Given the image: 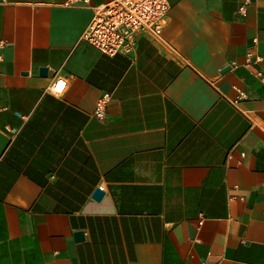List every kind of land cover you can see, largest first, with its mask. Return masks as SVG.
I'll list each match as a JSON object with an SVG mask.
<instances>
[{
  "label": "crops",
  "instance_id": "1",
  "mask_svg": "<svg viewBox=\"0 0 264 264\" xmlns=\"http://www.w3.org/2000/svg\"><path fill=\"white\" fill-rule=\"evenodd\" d=\"M68 1L0 0V264H264V0H169L114 56Z\"/></svg>",
  "mask_w": 264,
  "mask_h": 264
},
{
  "label": "built area",
  "instance_id": "2",
  "mask_svg": "<svg viewBox=\"0 0 264 264\" xmlns=\"http://www.w3.org/2000/svg\"><path fill=\"white\" fill-rule=\"evenodd\" d=\"M80 0H69L75 4ZM89 3V0H82ZM252 0H242L241 13L246 12ZM171 4L169 0H109L94 6L91 22L84 30L82 39L96 47L103 54L114 56L118 53H132L138 38L145 34L157 38L162 34L168 22ZM257 78L264 84V71L256 72ZM64 87L58 90V85ZM66 81L63 77L54 78L50 87L53 92H63ZM112 101V93L102 94L96 103L95 116L103 119L106 108Z\"/></svg>",
  "mask_w": 264,
  "mask_h": 264
},
{
  "label": "water",
  "instance_id": "3",
  "mask_svg": "<svg viewBox=\"0 0 264 264\" xmlns=\"http://www.w3.org/2000/svg\"><path fill=\"white\" fill-rule=\"evenodd\" d=\"M229 69H230V66H226L225 68H223L222 72H226ZM41 73L45 74L46 73V68L43 67L41 69ZM103 193L104 192H103L102 189L96 188L95 191H94V193H93V198H95V199L98 200V199H100L103 196ZM75 237H76L77 240L83 239V237H84L83 231L82 230L77 231L75 233Z\"/></svg>",
  "mask_w": 264,
  "mask_h": 264
},
{
  "label": "snow or ice",
  "instance_id": "4",
  "mask_svg": "<svg viewBox=\"0 0 264 264\" xmlns=\"http://www.w3.org/2000/svg\"><path fill=\"white\" fill-rule=\"evenodd\" d=\"M63 87H64L63 83L59 84V85H58V90H59V89H62Z\"/></svg>",
  "mask_w": 264,
  "mask_h": 264
}]
</instances>
